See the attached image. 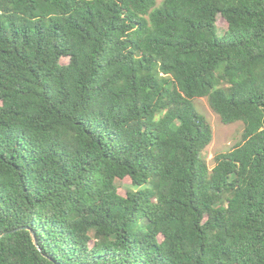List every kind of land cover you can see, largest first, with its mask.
Segmentation results:
<instances>
[{
    "label": "trees",
    "instance_id": "1",
    "mask_svg": "<svg viewBox=\"0 0 264 264\" xmlns=\"http://www.w3.org/2000/svg\"><path fill=\"white\" fill-rule=\"evenodd\" d=\"M0 264H264V0H0Z\"/></svg>",
    "mask_w": 264,
    "mask_h": 264
},
{
    "label": "rangeland",
    "instance_id": "2",
    "mask_svg": "<svg viewBox=\"0 0 264 264\" xmlns=\"http://www.w3.org/2000/svg\"><path fill=\"white\" fill-rule=\"evenodd\" d=\"M217 26L220 34H223V32L227 30L228 23L223 16L218 17ZM67 63H69V59H62V64ZM194 103L197 110L207 118L213 130V141L203 152V157L207 161L209 167L213 168L215 165V156L233 150L242 142L244 125L241 122L231 125L223 124L220 116L211 109L208 98L195 99ZM118 186V192L121 196H127L128 192L135 189L129 177L124 180H119Z\"/></svg>",
    "mask_w": 264,
    "mask_h": 264
}]
</instances>
